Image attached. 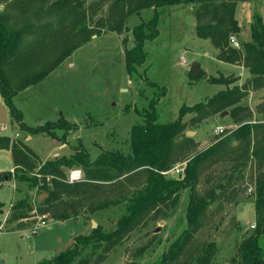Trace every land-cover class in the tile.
I'll list each match as a JSON object with an SVG mask.
<instances>
[{
    "label": "trees",
    "instance_id": "1",
    "mask_svg": "<svg viewBox=\"0 0 264 264\" xmlns=\"http://www.w3.org/2000/svg\"><path fill=\"white\" fill-rule=\"evenodd\" d=\"M84 1L55 0L47 5L45 0H16L13 5L0 0V3L4 2L0 10V97L25 135L46 132L52 138L67 142V133L75 128V124L63 114L54 121L26 125L20 110L13 104V97L28 83L42 80L75 46L85 41L84 37L86 39L91 34L93 30L80 22L90 20L96 7L82 6ZM240 1L111 0L108 13L114 5L125 6L124 16L146 6L153 7L149 20L131 29L132 46L124 53L125 72L141 74L138 68L146 57L144 42L158 34L156 8L186 3L192 5L194 34L210 39L219 60L240 63L249 73L242 83L237 82L238 76L234 74L209 76V82L220 83L224 87L192 105L182 103L176 118L168 122L158 121L155 105L165 88H158L151 82L150 85L160 90L136 110L139 119L130 127L126 152L103 149L91 159L78 139L68 156L41 161L23 138L0 135V148L8 149L16 164L11 171H0V182L13 178L26 187L23 194L10 204L4 222L20 224L24 219L46 213L54 220H86L95 219L108 208L118 210L111 220V228L107 229L96 221L97 225L88 233L74 238L72 246L38 264H99L151 211L156 212L161 206H167L169 201H175L180 191L186 193V226L160 253V257L148 264H210L218 245L214 240L194 244L192 236L204 224L207 215L219 212L224 203L237 200V194L243 190L247 164L253 186L250 194L255 222L253 229L238 242L236 255L225 264H264V122L263 118L253 121L251 110L242 102L250 90L264 86V20L259 14L254 15L250 39L238 42V46L230 44V35L240 30L234 17L235 7ZM101 2L103 0H97L95 4L100 5ZM43 3L47 5L44 8L41 6ZM13 10H24L25 15L31 13L34 17L44 15V21L35 24L33 33L37 36L31 45L22 44L23 31L27 26L18 28L15 25L11 15ZM51 12L56 17L46 19ZM122 16L119 8L117 17ZM110 20L108 22L112 23L113 29L122 24V19ZM38 63L39 68L36 69L34 66ZM201 72H189L188 75L199 78ZM224 110L233 120L234 127L226 134H215L218 138L210 145L198 148L194 137L187 135L186 131ZM261 114L264 117V111ZM185 115L190 116L185 119ZM56 130L61 131L59 135ZM179 163L182 164V172L178 176L161 172ZM215 166L218 170L212 169ZM71 169H79V179L68 180L67 173ZM133 182L135 184L131 186ZM41 193L46 195L39 200L37 196ZM181 256L185 258L179 263Z\"/></svg>",
    "mask_w": 264,
    "mask_h": 264
},
{
    "label": "rangeland",
    "instance_id": "2",
    "mask_svg": "<svg viewBox=\"0 0 264 264\" xmlns=\"http://www.w3.org/2000/svg\"><path fill=\"white\" fill-rule=\"evenodd\" d=\"M7 1L13 5L16 2ZM45 1L49 5L55 0ZM95 1L97 0H85L82 4L96 7L90 20L80 22L90 31L93 30L88 38L84 37L85 41L75 46L42 80L28 83L17 90L13 97V104L20 110L22 121L26 125L35 126L46 120L54 121L63 114L70 123L75 124V128L66 135L67 142L52 138L46 132L30 133L25 139V131L14 122L12 113L0 97L6 110L5 124L0 123V135L21 140L23 138V142L41 161L61 155L68 156L73 152L78 139L91 159L103 149L126 152L130 127L139 119L136 110L160 90L150 85L151 82L158 85V88H165L155 105L158 121L168 122L176 118L182 103L192 105L224 87L220 83L209 82V76L234 74L238 76L237 82L242 83L249 75L244 66L235 67L232 62L219 60L217 49L210 39L194 34L192 5L186 3L156 8L158 34L152 40L144 42L146 57L138 68L140 76L129 74L124 70V53L126 48L132 46L131 29L134 25L147 22L152 16L153 7L146 6L124 16L125 6L116 5L121 8L124 16L118 18L119 8L115 5L108 13L111 0H103L100 5H96ZM3 4L4 2L0 3V10ZM44 4H41L43 8L47 6ZM49 14L46 19L56 17L54 12ZM256 14L264 20V0H241L237 3L234 17L238 20L240 30L232 35H236L238 42L250 39V24ZM11 15L18 28L27 26L21 42L23 45H31L37 36L33 33L35 24L44 21V15H25L24 10H13ZM109 19L110 22L122 19V24L113 29ZM97 20L101 22H96ZM229 43L232 44L230 40ZM43 60L42 58L41 62ZM192 61L198 63L196 71H202L199 78L188 75ZM38 65L39 63L34 67L38 69ZM242 102L251 110V119L263 118L264 122L261 114L264 111V87L260 91L250 90ZM258 104H262L261 107H257ZM188 116L190 115H185L184 118ZM217 124L231 127L235 125L227 113L222 117L215 114L189 130L193 133L187 134L186 131V134L193 136L198 148H202L218 138L213 133V127ZM56 131L58 135L61 132ZM12 164L9 155L1 149L0 169L5 171ZM248 166L249 164L245 168L243 190L237 194V200L224 203L219 212L207 215L204 224L192 236L194 244L214 240L218 245L210 264L227 263L236 255V246L243 235L253 229L251 223L255 222L254 203L251 191L247 190L253 186L248 176ZM212 169L218 170L216 166ZM169 175L175 176L174 173ZM25 190L23 183L16 182L13 178L0 182V264H38L72 246L76 236L88 233L92 228L91 220L95 224L99 221L109 229L112 227L111 220L118 214V210L115 211L113 207L103 210L95 219L54 220L46 213V217L42 218L45 222L43 225L41 218L37 216L24 219L20 224L16 221L4 222L10 204ZM185 201L186 193L180 191L175 201H169L167 206H161L156 212L151 211L99 264H148L157 260L160 253L186 226ZM184 258L185 256H181L179 263Z\"/></svg>",
    "mask_w": 264,
    "mask_h": 264
},
{
    "label": "built area",
    "instance_id": "3",
    "mask_svg": "<svg viewBox=\"0 0 264 264\" xmlns=\"http://www.w3.org/2000/svg\"><path fill=\"white\" fill-rule=\"evenodd\" d=\"M230 42L234 45V46H238V41L236 39L235 36L230 35L229 38ZM183 62L185 61L184 58H182ZM234 127V126H233ZM231 126H224V125H220L217 124L213 127V133L214 134H226L228 133V131L233 128ZM12 170V169H11ZM79 169H71L68 171L67 175H68V180L69 181H73V180H77L80 177L79 174ZM163 174L165 175H169L170 173H174L175 177L178 176L181 172H182V164L179 163L177 165H174L173 167L169 168V169H165L161 171ZM248 192L251 190V188H247ZM38 218H41V224H45L44 220L42 218L46 217V214H42V215H37ZM251 226L253 227V224H251Z\"/></svg>",
    "mask_w": 264,
    "mask_h": 264
},
{
    "label": "water",
    "instance_id": "4",
    "mask_svg": "<svg viewBox=\"0 0 264 264\" xmlns=\"http://www.w3.org/2000/svg\"><path fill=\"white\" fill-rule=\"evenodd\" d=\"M198 68V63L196 61H192V63L189 65V72L193 74V72L196 71V69ZM227 113V111H222L219 116L222 117ZM5 120H6V110L4 108V105L0 102V123L1 124H5ZM193 133V131H187V134ZM62 169H65V167H62ZM31 193H33V191H31ZM46 193H41L37 196V198L40 200L41 198L45 197ZM92 224V227H95L96 224L94 221H90Z\"/></svg>",
    "mask_w": 264,
    "mask_h": 264
},
{
    "label": "crops",
    "instance_id": "5",
    "mask_svg": "<svg viewBox=\"0 0 264 264\" xmlns=\"http://www.w3.org/2000/svg\"><path fill=\"white\" fill-rule=\"evenodd\" d=\"M233 65L235 66V67H240L241 66V64L240 63H236V62H234L233 63ZM241 68V67H240ZM264 86H262V87H260L259 88V90L257 89V91H260L262 88H263ZM256 91V90H255ZM258 121L259 119H254L253 118V121ZM29 137V135H27L26 137H25V139H27ZM2 149V151H5L8 155H9V157H10V160H12V158H11V154H10V151L8 150V149H4V148H0V150ZM13 161V160H12ZM14 167V166H16V164L13 162V164L11 165V167ZM11 167H9L7 170H10L11 169ZM0 171H2L1 169H0ZM31 192V191H30ZM252 224V223H251Z\"/></svg>",
    "mask_w": 264,
    "mask_h": 264
}]
</instances>
